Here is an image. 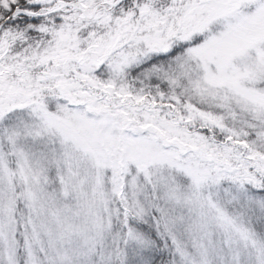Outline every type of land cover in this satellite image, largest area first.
Instances as JSON below:
<instances>
[{
	"label": "snow or ice",
	"instance_id": "6c2138e0",
	"mask_svg": "<svg viewBox=\"0 0 264 264\" xmlns=\"http://www.w3.org/2000/svg\"><path fill=\"white\" fill-rule=\"evenodd\" d=\"M0 264H264V0H0Z\"/></svg>",
	"mask_w": 264,
	"mask_h": 264
}]
</instances>
